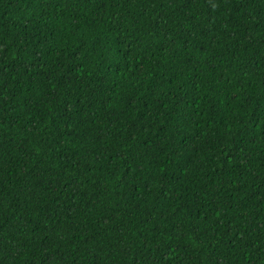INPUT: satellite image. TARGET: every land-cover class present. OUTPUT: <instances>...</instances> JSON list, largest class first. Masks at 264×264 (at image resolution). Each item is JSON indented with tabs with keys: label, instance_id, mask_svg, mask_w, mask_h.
Wrapping results in <instances>:
<instances>
[{
	"label": "trees",
	"instance_id": "obj_1",
	"mask_svg": "<svg viewBox=\"0 0 264 264\" xmlns=\"http://www.w3.org/2000/svg\"><path fill=\"white\" fill-rule=\"evenodd\" d=\"M0 264H264V0H0Z\"/></svg>",
	"mask_w": 264,
	"mask_h": 264
}]
</instances>
